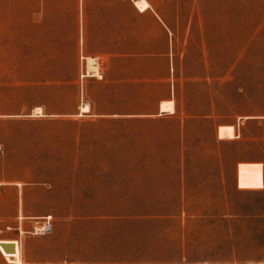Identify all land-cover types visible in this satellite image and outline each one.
I'll list each match as a JSON object with an SVG mask.
<instances>
[{"label":"rangeland","instance_id":"374dc122","mask_svg":"<svg viewBox=\"0 0 264 264\" xmlns=\"http://www.w3.org/2000/svg\"><path fill=\"white\" fill-rule=\"evenodd\" d=\"M147 1L0 0L24 264H264V0Z\"/></svg>","mask_w":264,"mask_h":264},{"label":"bare ground","instance_id":"6f19581e","mask_svg":"<svg viewBox=\"0 0 264 264\" xmlns=\"http://www.w3.org/2000/svg\"><path fill=\"white\" fill-rule=\"evenodd\" d=\"M136 4L144 9V8H147L148 6H150V3L147 1V0H136ZM84 109H88L89 106L87 104H84L82 106ZM162 108L163 109H174V101L173 100H170L168 102H164L162 104ZM162 110V109H161ZM2 240H0L1 242ZM16 242V250L15 251H12V253H6L3 249H2V252L4 253V255L7 257V259L9 261H13V262H17L18 264H24L23 263V260L21 259V246H20V242L19 241H14ZM254 264V263H252Z\"/></svg>","mask_w":264,"mask_h":264},{"label":"water","instance_id":"95a60500","mask_svg":"<svg viewBox=\"0 0 264 264\" xmlns=\"http://www.w3.org/2000/svg\"><path fill=\"white\" fill-rule=\"evenodd\" d=\"M1 245L7 251H15L16 250V242H14V241H10V240L1 241Z\"/></svg>","mask_w":264,"mask_h":264},{"label":"trees","instance_id":"16d2710c","mask_svg":"<svg viewBox=\"0 0 264 264\" xmlns=\"http://www.w3.org/2000/svg\"><path fill=\"white\" fill-rule=\"evenodd\" d=\"M229 130H230V129H226V130H225L227 134H229V132H230ZM30 163H34V160H32ZM28 165H29V163H28Z\"/></svg>","mask_w":264,"mask_h":264}]
</instances>
